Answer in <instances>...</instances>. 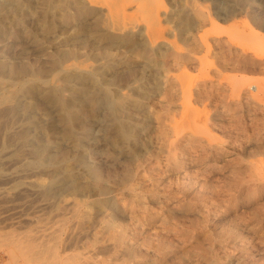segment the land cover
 I'll use <instances>...</instances> for the list:
<instances>
[{
  "label": "rangeland",
  "instance_id": "1",
  "mask_svg": "<svg viewBox=\"0 0 264 264\" xmlns=\"http://www.w3.org/2000/svg\"><path fill=\"white\" fill-rule=\"evenodd\" d=\"M184 1L0 0V264H264V0Z\"/></svg>",
  "mask_w": 264,
  "mask_h": 264
},
{
  "label": "bare ground",
  "instance_id": "2",
  "mask_svg": "<svg viewBox=\"0 0 264 264\" xmlns=\"http://www.w3.org/2000/svg\"><path fill=\"white\" fill-rule=\"evenodd\" d=\"M184 1V0H183ZM188 1V0H187ZM152 2V1H151ZM185 2V1H184ZM190 2H192V1H190ZM193 2H194V0H193ZM12 4V3H11ZM192 4V3H191ZM195 4V3H194ZM143 5V4H142ZM150 5V4H149ZM188 5V4H187ZM190 5V4H189ZM152 7V6H151ZM142 8V7H141ZM148 8V7H147ZM152 8H154V7H152ZM152 8H150V9H152ZM190 8V7H189ZM192 8V7H191ZM195 8V7H194ZM108 11H111V9H109L108 8ZM193 12H195V14L196 15H199L200 14V12L199 11H193ZM124 13V12H123ZM192 13V12H191ZM112 15V14H111ZM130 15V14H129ZM128 15V16H129ZM202 13L200 14V17L201 18H203L202 16ZM127 16V17H128ZM198 17V16H197ZM196 17V18H197ZM199 18V17H198ZM255 19V18H254ZM150 21H152V20H150ZM146 22V21H145ZM255 25H257V26H259V24H258V22H257V20H255ZM156 25V24H155ZM261 29H264V27H261ZM150 30H152V29H150ZM151 32V31H150ZM251 33V32H250ZM254 33H256V32H254ZM254 33H253V35H254ZM149 34V33H148ZM153 34H155V33H153ZM258 35V34H257ZM149 35H147V37H148ZM152 36V35H151ZM155 36V35H154ZM257 38V37H256ZM92 41V40H91ZM151 41V40H150ZM154 41V40H153ZM152 43V42H151ZM143 58L145 57V53H143L142 55H141ZM178 59V58H177ZM162 60V59H161ZM151 62H153V65H155V64H159V58H157V59H154V60H152ZM71 66L72 65H70V69H72L71 68ZM74 66V65H73ZM74 67H76V66H74ZM67 68V67H66ZM98 68H100V67H98ZM152 68V67H151ZM158 68V67H157ZM154 69V68H153ZM159 69V68H158ZM151 70V69H150ZM157 70V69H156ZM256 70V69H255ZM82 71H84V70H82ZM155 71V70H154ZM74 72V71H73ZM96 74H97V72H90V71H88L87 72V75L86 76H84V77H82V79H81V83H82V85H81V88L78 90V89H76V88H74L75 89V91L76 90H78L77 91V93L78 94H82L83 92L84 93H86V90L88 89V93L86 94V95H88V97H89V102H90V104H87L88 106H91L92 108H95V110H97L98 109V107H99V105H100V103L102 102L101 101V94L102 95H107V96H109L107 93H105L104 91H98V92H96V91H92L91 92V89H89V87L90 88H92V86H96V81H95V77H96ZM76 75V74H75ZM65 76V75H64ZM100 79V78H99ZM29 80V79H28ZM32 81V80H31ZM34 81V80H33ZM69 81H71V80H69ZM67 82H68V80H67ZM74 82H76V81H74ZM101 83V82H100ZM26 84V83H25ZM24 84V85H25ZM19 85V84H18ZM100 85V84H99ZM29 86V85H28ZM33 85H32V83H31V87H32ZM36 86V85H35ZM76 86H77V84H76ZM79 86H80V84H79ZM22 87H24V86H22ZM28 88V87H27ZM36 88V87H35ZM71 88V87H70ZM69 88V89H70ZM168 88H170L169 86H168ZM19 89V88H18ZM26 89V88H25ZM74 89H71L72 91L74 90ZM95 89V88H94ZM36 90V89H35ZM172 90V89H171ZM24 91H26V90H24ZM29 91V90H28ZM50 91V90H49ZM30 92V91H29ZM33 92V91H32ZM35 92V91H34ZM41 92V91H40ZM48 92V91H47ZM59 92V91H58ZM167 92V91H166ZM171 92V91H170ZM45 93V92H44ZM54 93H56V91H54ZM76 93V94H77ZM48 94V98L49 99H51V100H55V99H53L54 97H52V96H50V94L49 93H47ZM58 94V93H57ZM77 94V95H78ZM170 94V93H169ZM43 95H45V94H43ZM171 95V94H170ZM184 95V94H183ZM75 96V95H74ZM79 96V95H78ZM81 96V95H80ZM116 96V95H115ZM46 98V97H45ZM74 98V97H73ZM220 99V98H219ZM1 100H3V99H1ZM46 100V99H45ZM74 100V99H73ZM75 100H76V98H75ZM74 100V101H75ZM78 100V99H77ZM56 101V100H55ZM118 101H120V100H118ZM51 102V101H50ZM57 102V101H56ZM54 103V102H53ZM74 103V102H73ZM110 103V105H109V107H108V110H107V113H106V116L107 117H110L111 119L109 120L110 121V123L113 125L112 126V128H115L116 130H118V131H120V132H122V134L124 135V136H127V126L120 120V117L117 115V111H118V109H119V106H120V104H116V102H114L113 100L111 101V102H109ZM123 104V103H122ZM70 105V104H69ZM68 105V106H69ZM57 106V105H56ZM55 106V107H56ZM124 106V105H123ZM187 108V107H186ZM68 109V108H67ZM90 109V108H89ZM189 109V108H188ZM58 111V110H57ZM73 111V110H72ZM91 111V110H90ZM62 114H61V118H62V120L64 121V124H66V122H67V120H69V119H71L72 118V114H70L66 109H64V111L63 112H61ZM76 113V112H75ZM122 118V117H121ZM73 119H75L74 117H73ZM68 123V122H67ZM61 126H63V125H61ZM65 126V125H64ZM63 128V127H62ZM72 130H73V125L72 124H68V126H66V128H65V136H67L68 138H71V136H72ZM60 132V131H59ZM176 136V135H175ZM65 139H67L66 137H65ZM194 139V138H193ZM119 141V140H118ZM24 142V141H23ZM183 142V141H182ZM190 142V141H189ZM194 142V141H193ZM198 142V141H197ZM196 143V142H195ZM172 144V143H171ZM198 146V145H197ZM171 148V147H170ZM169 152V151H168ZM172 154V153H171ZM170 156V158L172 157L171 155H169ZM169 158V159H170ZM172 159H174V158H172ZM46 160V159H45ZM45 160H43V161H45ZM170 161V160H169Z\"/></svg>",
  "mask_w": 264,
  "mask_h": 264
}]
</instances>
